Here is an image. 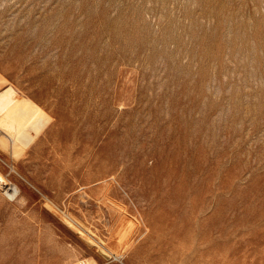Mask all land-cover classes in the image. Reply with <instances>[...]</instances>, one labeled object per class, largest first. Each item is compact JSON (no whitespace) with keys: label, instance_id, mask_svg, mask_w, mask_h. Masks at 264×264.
<instances>
[{"label":"rangeland","instance_id":"obj_1","mask_svg":"<svg viewBox=\"0 0 264 264\" xmlns=\"http://www.w3.org/2000/svg\"><path fill=\"white\" fill-rule=\"evenodd\" d=\"M10 87L0 264H264V0H0Z\"/></svg>","mask_w":264,"mask_h":264},{"label":"bare ground","instance_id":"obj_2","mask_svg":"<svg viewBox=\"0 0 264 264\" xmlns=\"http://www.w3.org/2000/svg\"><path fill=\"white\" fill-rule=\"evenodd\" d=\"M39 112L37 107L31 105L21 98V96L14 94L11 87L0 92V139L2 137L8 138L10 141L9 146L12 148L15 144H27L29 139L27 130L29 128L38 130L39 124L44 121V118ZM42 113L44 112L42 111ZM1 131L3 135H1ZM3 182L4 178L0 175V184ZM17 193L18 188L16 186L11 192H8L10 196H14Z\"/></svg>","mask_w":264,"mask_h":264}]
</instances>
